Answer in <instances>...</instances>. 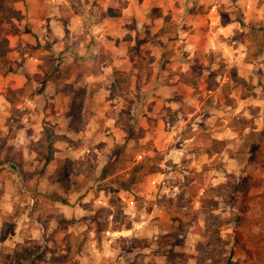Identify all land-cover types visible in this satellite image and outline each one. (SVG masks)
Here are the masks:
<instances>
[{"label":"rangeland","instance_id":"rangeland-1","mask_svg":"<svg viewBox=\"0 0 264 264\" xmlns=\"http://www.w3.org/2000/svg\"><path fill=\"white\" fill-rule=\"evenodd\" d=\"M149 1L90 6L92 42L107 18L102 39L127 50L124 91L116 68L102 69L112 57L97 53L84 81V66H61L44 40L45 74L28 90L75 91L65 108L79 127L58 144L51 133L47 148L15 135L14 106L13 144L0 147V264H264V0ZM13 2L16 20L0 12L2 48L27 17L26 0ZM154 7L148 24L141 12ZM214 137L228 143L209 155Z\"/></svg>","mask_w":264,"mask_h":264},{"label":"crops","instance_id":"crops-1","mask_svg":"<svg viewBox=\"0 0 264 264\" xmlns=\"http://www.w3.org/2000/svg\"><path fill=\"white\" fill-rule=\"evenodd\" d=\"M104 1L106 0H88L86 5L89 9L80 11L64 10L59 5L63 0H58V4L48 0H26L25 3H21L23 13L27 15L26 21L19 22V29L4 39L6 48H2L0 42V147L5 143L4 141L13 144L14 134L12 133L14 131L10 129V126L15 122L14 115L17 109L14 106L17 107V105L22 108L21 112L24 114V121H22L24 128L23 126L18 128V133L16 132L15 135L24 134L27 140L32 138L35 141L40 140L44 135V125L51 126L45 123L48 120L54 124L51 127L55 135H65L67 138H71V132L75 127H79L75 116L76 111L72 108H65V100L68 99L67 103H71L75 91L64 92L51 89V87L44 91L28 90V81L32 79L33 74L36 72L45 74L42 58H39V53L42 54L45 50L44 47H48L43 45L44 40H49L53 51L60 55L63 62L61 66L74 62L76 59L81 63V68L84 66L83 71L86 70L85 73L82 72L84 81L90 80L88 75L93 76L88 66L93 64L97 53L113 58V61L107 60L108 66L104 64L102 67L108 76L113 73V68H116L114 69L116 71L129 70L128 58L120 60L125 56L124 53L126 54L127 50H123V56L119 57L111 42L105 38L102 39L107 34L105 28L107 18H104V22H100L103 32L99 38L102 41L92 42L89 31L92 30V18L95 15L90 6L95 2L102 4ZM141 2L147 5L151 1L141 0ZM157 10L158 8L155 7L150 11L145 10V12H141V17H144V21L148 24H152ZM10 18L11 21L17 19ZM11 29L7 30L11 31ZM223 29V27L220 28V30ZM151 33L154 34L155 31L153 30ZM109 69L110 71H108ZM78 76L79 70L72 76L71 82L75 81ZM46 99L57 103L53 111L42 107L41 104H45ZM83 123H86V120ZM79 124L81 123L79 122ZM61 140L57 139V144ZM186 140H192V138Z\"/></svg>","mask_w":264,"mask_h":264},{"label":"trees","instance_id":"trees-1","mask_svg":"<svg viewBox=\"0 0 264 264\" xmlns=\"http://www.w3.org/2000/svg\"><path fill=\"white\" fill-rule=\"evenodd\" d=\"M0 12H2V14H7L9 13L10 17H13V18H18V12H19V9L17 7V5L13 2V0H0ZM164 31H166L165 28L161 29L160 32L164 33ZM167 32V31H166ZM48 47H50V45H47ZM115 75L117 76L115 78V83H114V87L116 89H118V91H124L123 90V83L126 82L128 76L129 75V72H125V71H116L115 72ZM241 82H243V79L241 80ZM47 135L44 139V136L40 139V140H48L49 143H47L46 147L47 148H50L51 147V142H53L51 140V133L55 136V141L57 139H65L67 138L65 135H55V133L51 132V131H46ZM227 143L228 141L225 140V139H216V138H213L212 139V143L211 145L206 148V152L209 154V155H213L215 153H220L222 151H224L226 149V146H227ZM49 160V159H48ZM125 188H129V185H124ZM130 188H131V185H130Z\"/></svg>","mask_w":264,"mask_h":264},{"label":"built area","instance_id":"built-area-1","mask_svg":"<svg viewBox=\"0 0 264 264\" xmlns=\"http://www.w3.org/2000/svg\"><path fill=\"white\" fill-rule=\"evenodd\" d=\"M108 233H110V232H108Z\"/></svg>","mask_w":264,"mask_h":264}]
</instances>
